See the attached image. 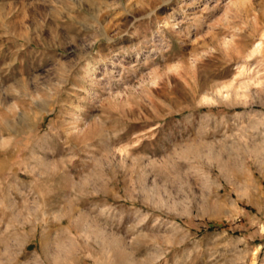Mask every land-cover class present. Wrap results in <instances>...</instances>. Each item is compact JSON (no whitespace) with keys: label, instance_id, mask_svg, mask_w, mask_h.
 I'll return each mask as SVG.
<instances>
[{"label":"rangeland","instance_id":"obj_1","mask_svg":"<svg viewBox=\"0 0 264 264\" xmlns=\"http://www.w3.org/2000/svg\"><path fill=\"white\" fill-rule=\"evenodd\" d=\"M0 264H264V0H0Z\"/></svg>","mask_w":264,"mask_h":264}]
</instances>
